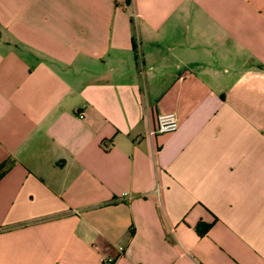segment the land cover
I'll return each mask as SVG.
<instances>
[{"label": "crops", "instance_id": "1", "mask_svg": "<svg viewBox=\"0 0 264 264\" xmlns=\"http://www.w3.org/2000/svg\"><path fill=\"white\" fill-rule=\"evenodd\" d=\"M0 264H264V0H0Z\"/></svg>", "mask_w": 264, "mask_h": 264}, {"label": "built area", "instance_id": "2", "mask_svg": "<svg viewBox=\"0 0 264 264\" xmlns=\"http://www.w3.org/2000/svg\"><path fill=\"white\" fill-rule=\"evenodd\" d=\"M77 118L82 117V113L78 112L76 114ZM177 125L176 117L173 113H162V114H156L154 118L153 125L149 131V133H167L171 132L175 129ZM117 250L120 249V247H116ZM101 262L108 263L110 261V258L100 259Z\"/></svg>", "mask_w": 264, "mask_h": 264}, {"label": "trees", "instance_id": "3", "mask_svg": "<svg viewBox=\"0 0 264 264\" xmlns=\"http://www.w3.org/2000/svg\"><path fill=\"white\" fill-rule=\"evenodd\" d=\"M194 232L196 233V235L200 236L201 234H203V232L206 229V225H203L201 228L199 227V224H196L194 227Z\"/></svg>", "mask_w": 264, "mask_h": 264}]
</instances>
